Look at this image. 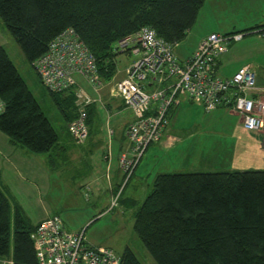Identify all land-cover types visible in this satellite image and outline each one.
Wrapping results in <instances>:
<instances>
[{"label": "trees", "instance_id": "trees-1", "mask_svg": "<svg viewBox=\"0 0 264 264\" xmlns=\"http://www.w3.org/2000/svg\"><path fill=\"white\" fill-rule=\"evenodd\" d=\"M205 1L0 0V21L30 66L54 38L73 30L108 82L117 72V41L146 27L178 45ZM68 92L48 93L67 125L76 116L74 92ZM0 103V133L13 144L39 155L56 147L58 134L2 47ZM35 228L0 189V264H37ZM133 232L156 264H264V171L157 175ZM120 259L141 264L128 248Z\"/></svg>", "mask_w": 264, "mask_h": 264}, {"label": "crops", "instance_id": "crops-1", "mask_svg": "<svg viewBox=\"0 0 264 264\" xmlns=\"http://www.w3.org/2000/svg\"><path fill=\"white\" fill-rule=\"evenodd\" d=\"M196 23H200L202 28L198 31L201 32H194L195 37L188 50L176 55L177 47L174 49L178 61L185 62L189 59L199 42L210 34L246 33L240 41L232 43L227 52L218 57L215 73L226 79L241 68L248 67L255 75L256 86L264 87V37L253 33L264 28V0H206L198 12ZM193 28L188 32L187 38L193 35ZM8 46L14 47L13 40L0 21V47L6 51ZM123 77V71L117 70L110 81H101L102 86L97 91L82 78L75 77L77 89L93 101L88 109V138L82 145L78 146L73 142L66 123L62 129L64 133L58 135L56 147L41 155L13 144L0 133V189L13 203L21 207L29 220L28 210H34L36 217L33 222L30 220L34 226L47 217L60 218L50 207L45 205L41 208L40 200H44L48 194L62 199L64 191L71 198L84 197L87 192L86 201H89L90 196L99 198L104 195L107 199L106 194L111 199L122 186L124 176L118 160L122 154L127 158L131 157L125 130L133 121V115L123 107L120 99L110 96V89ZM113 117L117 121L114 124L111 122ZM167 119L168 127L162 139L147 149L129 180L136 178L140 183L149 185V180L152 179L153 183L154 178L162 173L153 175L157 169L147 173L151 163L157 161V158L168 157L174 149H183L182 134L188 131L189 137L201 135L209 128H214L220 135L234 141L231 167L245 170L231 171H246L248 166L264 165L260 159H264V139L261 141L256 133L244 131L238 115L227 107L220 106L206 113L200 103L189 100L185 94H179L177 105L170 109ZM261 133L264 135V132ZM92 136L101 140L92 143ZM92 157H96L94 163H90ZM167 166H173V163L163 164L160 169ZM65 173H71L70 180L74 183L71 187L63 186ZM132 190L137 191L138 187H133ZM128 204L133 206L134 202Z\"/></svg>", "mask_w": 264, "mask_h": 264}, {"label": "built area", "instance_id": "built-area-1", "mask_svg": "<svg viewBox=\"0 0 264 264\" xmlns=\"http://www.w3.org/2000/svg\"><path fill=\"white\" fill-rule=\"evenodd\" d=\"M253 33L264 37V28ZM245 35L210 34L199 42L185 62L175 57L176 44L164 42L150 28H141L114 44L112 52L116 55L127 53L131 62L123 71V79L110 89V96L121 100L123 107L132 112L133 121L125 130L131 157L125 154L119 157L124 181L111 198L112 207L147 149L162 139L168 127V112L177 105L179 94L200 103L206 113L220 106L227 107L238 115L244 131L264 132V87L256 86L254 73L248 67L226 79L215 73L218 57ZM32 67L49 94L74 92L76 116L67 131L76 145L82 144L88 138L87 108L93 101L77 89L75 77L82 78L94 90L102 86L94 57L75 32L67 29L48 44L45 54ZM150 87L154 89L148 91ZM84 197L88 198L87 192ZM31 239L36 248L37 264L121 262L111 249L89 244L83 230L66 231L58 216L39 222Z\"/></svg>", "mask_w": 264, "mask_h": 264}, {"label": "rangeland", "instance_id": "rangeland-1", "mask_svg": "<svg viewBox=\"0 0 264 264\" xmlns=\"http://www.w3.org/2000/svg\"><path fill=\"white\" fill-rule=\"evenodd\" d=\"M193 27V35L189 38L185 37L183 41L178 43L177 48L175 49L176 55L188 50V47H190V44H192V40L195 37L194 32H201L198 31L202 28L200 23H196ZM13 44L14 47L8 46L6 48V53L8 54L10 61L24 81L28 90L31 92L41 112L60 136L64 133L62 129L66 122L64 121L58 106L40 84L35 70L25 61L20 49L14 41ZM116 60L117 70L124 71L131 62V57L127 53L119 54ZM150 89L151 88H148V91H150ZM68 95L69 92L66 91L60 97H66ZM111 122L114 124L117 121L113 117ZM185 129H187V127ZM216 131L217 130L214 128H209L207 132L191 137L188 136V131L187 133L182 134L184 135L182 136V139L184 140L182 146L184 148L172 150L168 157L161 159L157 158V161L151 163L147 168V173H150L153 169H157L153 172V175H156L157 173L175 175L181 174L182 172L216 173L231 171V169L245 170L231 167V160L234 154V151L232 150L234 141L220 135L219 132ZM175 133H179V131H176ZM256 134L257 136H260V140L263 141L264 135H261L263 133ZM96 140L101 139L92 136L91 142H96ZM82 144H78V146ZM210 148L218 150H210ZM260 159L264 162L263 158ZM95 161L96 157H92L90 163H94ZM169 162L173 163V166H167L160 169V166L163 164H169ZM248 167L246 170L249 171H264L263 164L251 165ZM70 178L71 173L64 174V187H71L74 184L73 180L71 181ZM104 178L106 179V176ZM57 183L59 184V181H57ZM151 184L152 179L149 180L148 185L140 183L136 178H132L129 180L127 186H123L114 207L111 206L112 199H110L109 194H106L107 199L104 195L99 198L90 196L89 201H86L83 196L71 198L70 196H67L66 191L63 192L64 196L62 199L57 198V195L53 197L48 194L49 197L47 196L46 198L44 197V200H40V205L41 208H44L46 205V207H50L53 212L58 213L61 220L64 222V229L66 231L76 232L83 230L86 241L92 246L111 249L119 257L122 255L123 251L128 248L141 264H156L148 252L142 247L133 232L135 213L149 194L152 186ZM133 187H138V190H132ZM129 202H134V205L130 206L128 204ZM28 211V216L33 222L36 217L35 212L34 210Z\"/></svg>", "mask_w": 264, "mask_h": 264}]
</instances>
